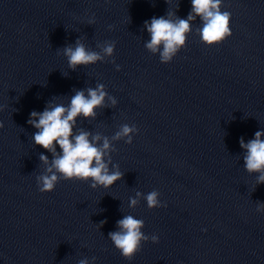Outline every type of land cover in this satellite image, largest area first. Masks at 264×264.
<instances>
[{
	"label": "water",
	"instance_id": "95a60500",
	"mask_svg": "<svg viewBox=\"0 0 264 264\" xmlns=\"http://www.w3.org/2000/svg\"><path fill=\"white\" fill-rule=\"evenodd\" d=\"M191 7L0 0V264H264V184L246 170L240 146L264 131V0H223L232 36L207 46L197 17L186 47L162 63L145 46V21L169 12L187 19ZM113 41L108 56L103 48ZM77 42L103 59L73 69L63 50ZM101 84L104 106L94 118L81 114L74 133L99 135V145L107 137L104 160L123 178L106 189L60 176L54 191L40 192L37 177L50 175L54 157L35 144L31 113L67 107L77 91ZM124 124L139 130L132 144L114 139ZM153 190L167 207H148ZM126 215L159 237L131 260L108 235Z\"/></svg>",
	"mask_w": 264,
	"mask_h": 264
},
{
	"label": "clouds",
	"instance_id": "9594fccd",
	"mask_svg": "<svg viewBox=\"0 0 264 264\" xmlns=\"http://www.w3.org/2000/svg\"><path fill=\"white\" fill-rule=\"evenodd\" d=\"M165 2L169 3V0ZM191 5V12L187 19L179 18L174 12H169L168 18L153 17L150 23L145 21V28L151 37L145 46L150 52L159 53L162 63L172 62L181 49L186 47L187 37L192 31V23L197 17L202 22V27L197 30L198 35L207 46L219 45L232 36L231 13L222 11L223 0H191ZM89 23H95V21L92 20ZM115 48L116 42H109L103 48V52L111 56ZM63 51L68 57L69 66L73 69L80 65L94 64L103 59L99 53L88 51L80 42H77L75 48L66 47ZM117 70H120L119 65ZM106 96L104 85L101 84L96 89H87V95L84 91H77L67 107L63 104H54L49 105L42 113L36 111L31 113L28 123L38 129L33 137L35 144L51 152L54 157L51 167L48 168L50 175L37 177L40 192L54 191L60 176H63L65 180H91L92 188L101 186L106 189L123 178L118 165L116 171H110L108 163L111 161L106 163L104 160L111 148L107 137H104L103 144L99 145L101 140L99 135L90 140L92 135L90 132L81 130L79 134L74 133L77 118L81 114L85 118H94L95 109L104 106ZM116 103L117 101L113 99L112 104ZM3 127V123L0 122V128ZM138 131L135 126L124 124L114 139L127 137L126 143L132 144V134ZM57 145L61 150L59 152ZM240 146L247 153L244 156L246 170L250 173H259L257 183L264 184V131H257L255 138L247 143L241 138ZM40 159L46 164L49 163L48 157L43 154ZM141 195L143 194L137 193V196ZM160 195L159 191L153 190L144 196L150 209L167 207L166 203L161 202ZM137 203L138 200L135 198L130 200L132 207H135ZM257 211L264 212V203L258 204ZM117 224L119 230L110 232L108 235L115 247L128 260L133 259L141 251L144 242L151 240L153 243H159L158 236L149 237L144 234L142 231L145 227L144 221L133 215L124 216ZM79 264H88V261L80 260Z\"/></svg>",
	"mask_w": 264,
	"mask_h": 264
}]
</instances>
